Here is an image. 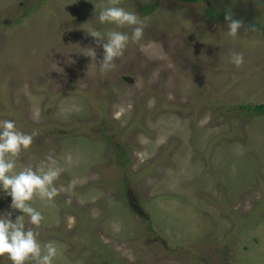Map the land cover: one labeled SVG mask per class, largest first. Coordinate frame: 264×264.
Masks as SVG:
<instances>
[{"label": "rangeland", "instance_id": "rangeland-1", "mask_svg": "<svg viewBox=\"0 0 264 264\" xmlns=\"http://www.w3.org/2000/svg\"><path fill=\"white\" fill-rule=\"evenodd\" d=\"M115 2L144 32L101 72L86 31L131 32L99 22L110 0H0V120L36 131L12 171L62 169L26 227L53 264H264V0Z\"/></svg>", "mask_w": 264, "mask_h": 264}, {"label": "clouds", "instance_id": "clouds-1", "mask_svg": "<svg viewBox=\"0 0 264 264\" xmlns=\"http://www.w3.org/2000/svg\"><path fill=\"white\" fill-rule=\"evenodd\" d=\"M98 20L101 24L131 28L130 33L116 29L102 33L95 28L86 31V35L93 37L95 44L103 49L98 64L99 70L105 72L114 67V58L122 54L129 40L137 42L142 38L145 21L136 12L116 4L115 0H110L108 6L99 10ZM224 20L228 33L233 36L244 24L242 19L234 17L231 9L225 10ZM85 55L96 59L95 48L90 47ZM229 59L236 66L244 62L243 53L239 51H232ZM35 135V130L25 132L19 129L15 120H0V189L11 197L8 210H0V255L7 254L12 264H26L28 261H34L35 264H53L57 255L56 243L47 241L42 244L38 239V231L33 227H26V222L38 229L43 215L30 201L34 195H38L50 203L53 202V197L60 190L54 181L60 175L61 167L53 157L48 156L49 163L46 167L26 166L18 172L12 171L15 164L12 157L21 149H27L33 143Z\"/></svg>", "mask_w": 264, "mask_h": 264}, {"label": "trees", "instance_id": "trees-1", "mask_svg": "<svg viewBox=\"0 0 264 264\" xmlns=\"http://www.w3.org/2000/svg\"><path fill=\"white\" fill-rule=\"evenodd\" d=\"M181 1H199V0H181ZM208 11L211 13V15H222V11L215 9V7H210ZM246 108H249V110H254L256 112L264 114V103L256 104V105H246ZM96 264H113V263H107V262H101Z\"/></svg>", "mask_w": 264, "mask_h": 264}, {"label": "bare ground", "instance_id": "bare-ground-1", "mask_svg": "<svg viewBox=\"0 0 264 264\" xmlns=\"http://www.w3.org/2000/svg\"><path fill=\"white\" fill-rule=\"evenodd\" d=\"M76 220H77V219H76ZM74 224H75V223H74ZM74 224H73V225H74ZM57 226H58V225H57ZM49 229H50V228H49ZM56 230H57V229H56ZM49 239H50V238H49Z\"/></svg>", "mask_w": 264, "mask_h": 264}]
</instances>
